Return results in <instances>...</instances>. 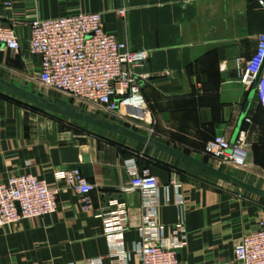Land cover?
<instances>
[{"label":"crops","instance_id":"obj_1","mask_svg":"<svg viewBox=\"0 0 264 264\" xmlns=\"http://www.w3.org/2000/svg\"><path fill=\"white\" fill-rule=\"evenodd\" d=\"M78 12L100 13L106 31L130 49L147 51L134 72L153 123L150 137L213 165L219 162L205 153L206 143L231 141L245 112L239 132L249 156L239 169L251 179L247 183L264 189V115L255 94L245 110L251 87L244 70L264 33V0H0V20L14 28L21 47L14 52L0 44V77L15 83L17 75L36 76L39 57L28 52L30 21ZM70 134L0 86V182L30 173L59 190L54 213L0 228V264H115L116 252L128 253L123 264H139L143 199L122 189L131 179L127 161L140 155L159 181L156 218L165 235L184 221L181 264H241L235 245L264 218V197L126 137L109 142ZM73 167L93 184L90 207L56 178ZM111 198L128 208V228L116 250L97 215Z\"/></svg>","mask_w":264,"mask_h":264},{"label":"built area","instance_id":"obj_2","mask_svg":"<svg viewBox=\"0 0 264 264\" xmlns=\"http://www.w3.org/2000/svg\"><path fill=\"white\" fill-rule=\"evenodd\" d=\"M4 4L10 5V1ZM124 12V9L119 11L122 15ZM28 31V52L39 57L35 77L38 82L88 109L132 121L148 136L153 133L150 112L139 77L134 72V67L147 59V51L130 49L126 42L106 31L98 12L34 19L28 23ZM0 44L5 49L21 51L20 38L14 28L1 20ZM244 70L245 82L250 87L258 76L255 96L264 115V33L258 35L255 51L245 60ZM245 120L251 121L248 117ZM205 153L223 167L243 168L247 166L249 156L245 133L239 132L232 144L224 137H215L206 143ZM139 158L127 161L131 179L122 189L138 192L143 199L142 240L135 247L139 264H181L177 249L185 245L184 221L181 219L165 235L164 226L156 218L159 181L149 166L138 162ZM56 178L72 187L85 207L91 206L89 193L94 187L78 167L62 170ZM171 183L178 189L179 183L175 179ZM176 193L180 194L178 190ZM58 194V188L50 187L45 179L30 173L13 175L6 182H0V228L54 213L58 207ZM182 202L179 195V204ZM97 215L103 219L104 235L111 248L121 249L122 236L128 228L127 206L117 198H111ZM115 254L118 256L115 264H123L129 259L128 253ZM233 256L241 264H264V218L255 230L240 237Z\"/></svg>","mask_w":264,"mask_h":264},{"label":"water","instance_id":"obj_3","mask_svg":"<svg viewBox=\"0 0 264 264\" xmlns=\"http://www.w3.org/2000/svg\"><path fill=\"white\" fill-rule=\"evenodd\" d=\"M257 82H258V76L256 77L253 84L251 85L250 92H249V95H248V98L245 104V110L247 109L249 102L251 101L252 97L255 94ZM0 86L6 89L7 91H9L10 93H12L13 95L19 97L20 99L30 104H33L34 106L40 109H43L45 111H48V112H51L57 115L65 116L70 119L79 120L81 122L92 125L94 127L112 132L116 135L132 139L143 145L156 148L222 181H225L235 186L237 189L244 190V191L259 195L261 197H264L263 188L249 184L241 180L240 178L227 173L226 171H224L223 166L216 168L203 160H200L192 155H189L181 150L176 149L175 147L162 143L143 133L134 131L133 129L128 128L122 124H119L113 120H110L102 115H99L94 112H89L77 105H74L73 103L63 98L47 97L41 92H36V90L34 89H27L25 87L17 85L12 80L8 81L1 77H0ZM244 114L245 112L243 113V117H244ZM243 117H241V121L238 123L234 137L231 139L230 144H232L236 139V136L240 130ZM83 158L87 159V156H84ZM178 252L179 250L177 249V253Z\"/></svg>","mask_w":264,"mask_h":264},{"label":"rangeland","instance_id":"obj_4","mask_svg":"<svg viewBox=\"0 0 264 264\" xmlns=\"http://www.w3.org/2000/svg\"><path fill=\"white\" fill-rule=\"evenodd\" d=\"M35 73H31V74H24V76H19L17 75L15 83L19 86L25 87L27 89H34L36 90V92H41L43 93L45 96L53 98V97H60L63 98L81 108H85L91 112L97 113L99 115H102L110 120H113L119 124H122L128 128L133 129L134 131H137L139 133H141V130H139L137 127H135L133 125V122H126L123 119H120L119 117L116 116H112L109 115L107 113L104 112H99L97 109L94 108H89L85 105H82L81 103L75 101L72 102L70 101L68 98L65 97H61L58 93L52 91L51 89L45 87L44 85H42L40 82H38L35 78ZM41 111V110H40ZM43 113L45 115H48L50 117H53L60 125L62 128H64L67 131L71 132V136H73V138L79 139L81 137H96L99 139H103L109 142H116V141H126L124 140V138H122L121 136H118L112 132L94 127L92 125L86 124L84 122H81L79 120H74V119H70L64 116H58V115H54L51 113L46 112L45 110H43ZM214 167L219 168V163H213ZM179 170H181L179 167L177 168ZM224 171H226L227 173L236 176L238 178H240L243 181H251V179H248L247 177L244 176V172L238 168H234L230 165H227L224 167Z\"/></svg>","mask_w":264,"mask_h":264},{"label":"trees","instance_id":"obj_5","mask_svg":"<svg viewBox=\"0 0 264 264\" xmlns=\"http://www.w3.org/2000/svg\"><path fill=\"white\" fill-rule=\"evenodd\" d=\"M138 162L140 163V164H142L141 162H140V159L138 160ZM206 162V161H205ZM143 165H147L146 163H143ZM148 166V165H147Z\"/></svg>","mask_w":264,"mask_h":264}]
</instances>
